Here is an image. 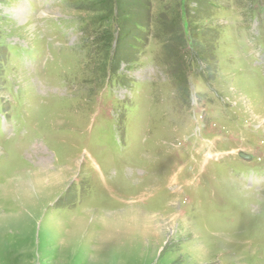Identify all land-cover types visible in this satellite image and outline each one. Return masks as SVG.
Segmentation results:
<instances>
[{
    "label": "rangeland",
    "instance_id": "374dc122",
    "mask_svg": "<svg viewBox=\"0 0 264 264\" xmlns=\"http://www.w3.org/2000/svg\"><path fill=\"white\" fill-rule=\"evenodd\" d=\"M257 173L264 0H0V264H264Z\"/></svg>",
    "mask_w": 264,
    "mask_h": 264
},
{
    "label": "bare ground",
    "instance_id": "6f19581e",
    "mask_svg": "<svg viewBox=\"0 0 264 264\" xmlns=\"http://www.w3.org/2000/svg\"><path fill=\"white\" fill-rule=\"evenodd\" d=\"M19 13H22V11L19 9L18 10ZM21 17V16H20ZM46 164H47V161L46 160H43ZM43 165V164H42ZM36 184H39V183H36ZM41 185V184H40Z\"/></svg>",
    "mask_w": 264,
    "mask_h": 264
},
{
    "label": "water",
    "instance_id": "95a60500",
    "mask_svg": "<svg viewBox=\"0 0 264 264\" xmlns=\"http://www.w3.org/2000/svg\"><path fill=\"white\" fill-rule=\"evenodd\" d=\"M242 157H245L244 155H242Z\"/></svg>",
    "mask_w": 264,
    "mask_h": 264
}]
</instances>
